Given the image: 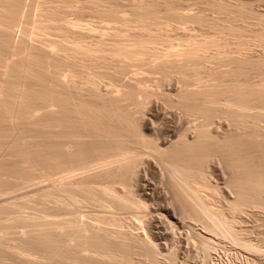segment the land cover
I'll return each instance as SVG.
<instances>
[{
	"label": "bare ground",
	"instance_id": "bare-ground-1",
	"mask_svg": "<svg viewBox=\"0 0 264 264\" xmlns=\"http://www.w3.org/2000/svg\"><path fill=\"white\" fill-rule=\"evenodd\" d=\"M22 8L23 0H0V196L40 178L52 181L56 177L57 182L53 179L55 185L38 189L27 200L0 203V264H34L36 253L46 258L47 264H132L133 254L138 252L133 248L153 258L157 247L153 242L120 236L119 230L110 228L116 222L111 217L96 214L64 218L70 207L85 203L120 209L141 204L134 196V187L146 194L147 189L136 177L144 155L163 167L172 182L175 200L187 212L186 218L189 213L192 221L207 231L222 237L230 235L235 244H241L233 228L234 217L227 213L241 212L248 206L264 207V131L249 126L250 121L259 123L258 115L264 116V88L239 79L253 68V62L230 58L232 79L227 82L221 73L206 82L187 73L188 67L198 64L195 48L178 50L172 58L156 63L157 70L162 67L169 73L171 69L181 82L175 93L166 95L171 98L170 103L203 117H211L218 109V116L224 115L233 125V130L219 134L210 130V118L202 119L191 127V137L183 132L173 142L157 144L145 132L142 116H132L121 103L136 89H142L141 83L123 84L113 94L91 86L82 93L77 84L64 82L60 71L65 62L57 54L63 52L72 65L77 53L91 55L94 50H103L101 44L95 49L78 44L66 46L53 40L33 44L26 30L19 41L14 40V23L19 21ZM156 13L153 3H144L135 9L134 17L149 24ZM100 14L112 21L119 17L112 11ZM43 15L57 21L56 25L64 19L49 8L43 10ZM63 22L59 31L63 29L65 34H72L83 25ZM36 27L40 31L46 28L40 24ZM108 52L123 58L130 54L120 46H113ZM177 57H182V64ZM192 81L198 83L194 89L189 88ZM208 159H217L230 171L226 187L234 196L227 204L217 205L204 192L209 179L203 165ZM79 169L88 172L83 174L85 171L80 170L81 177L65 178ZM25 205L34 212H23ZM138 220L141 224V218ZM10 240L14 245H10ZM135 243L147 248L141 249L144 247ZM8 248L13 251L9 253ZM176 252L174 248L173 253Z\"/></svg>",
	"mask_w": 264,
	"mask_h": 264
},
{
	"label": "rangeland",
	"instance_id": "rangeland-1",
	"mask_svg": "<svg viewBox=\"0 0 264 264\" xmlns=\"http://www.w3.org/2000/svg\"><path fill=\"white\" fill-rule=\"evenodd\" d=\"M144 3H153L157 12V17L149 21V24L134 17L135 9ZM45 8L60 13L64 19L58 21L57 25V21L47 20L43 15ZM102 11L115 12L119 17L112 21L107 16L103 15V17L100 14ZM18 20L14 23L13 29L15 30L13 31L14 40L18 39L17 41L23 37V33L28 32V39L33 44L53 40L66 46L78 44L82 48L93 49L101 44L103 50H94L91 55L77 53L74 56L75 64L72 65L64 53L59 52L57 56L65 62L60 71L62 79L66 83L71 84L72 81L73 84H77L82 93L92 87L99 92H115L116 94L123 84L136 83L134 81L141 83L142 91L136 89L133 96L127 101L121 100V103L124 102V107L129 110V113L131 112L132 116H142L145 122L144 129L146 127L145 132L157 144L173 142L183 132L191 137L193 135L191 127L202 119L210 118V130L216 133L233 130L229 119L227 120L222 114L218 116V109L217 115L214 110L213 116L203 117L184 112L182 108L175 106L172 100L170 103L171 98L166 95L175 93L181 82L177 80L179 77L171 69L169 73H165L162 67L157 70L156 63L164 61L166 57L172 58L176 51L186 47L197 49L198 64L193 68L188 67L186 71L192 77H201L205 82L212 80L211 78L218 73H221L224 81H230L232 79L230 70L233 66L229 59L248 58L253 62V68L239 79L255 86L262 85L264 88V0H23L22 13ZM63 21L78 22L79 26L83 24L82 27H85H76L79 30L74 27L76 31L72 33L73 35L65 34L61 32L63 29L59 31V28H63L61 26ZM38 24L45 25V30L40 31L36 27ZM113 46L128 50L129 56L126 58L111 56L108 49ZM177 58L182 64V57ZM189 84V88L193 89L198 86L195 81ZM145 90L150 92L146 93ZM163 91L164 93L167 91L164 96L161 95L164 94ZM140 100H143L142 104ZM121 103L118 105L122 106ZM257 118L260 120L259 125L250 121L252 123H249V126L257 127L260 132H263L264 116L258 115ZM141 157L136 177L138 176V180L147 189L146 194L149 193L147 196L143 195L138 187L137 189L134 187V196L141 204L137 203L131 209L129 207L120 209L85 203L70 207L71 210H67L70 213L64 218L76 215L83 216L82 218L96 214L105 215L116 220L117 223L110 225V228L119 230L120 236L139 237L150 240L157 246L153 258L142 255L138 248H133L140 252L133 254L132 264H264V207L248 206L241 212L227 213L230 217H234L233 228L241 241V244H235L230 235L222 237L215 232L207 231L195 220L192 221L193 218L189 213L186 218L187 212L180 208L175 200L172 182L167 174L165 175L163 167L153 161L152 157V159L149 158L150 156ZM218 166L221 164L219 165L217 159L205 161L203 168L208 173L209 181L203 188L207 191L204 192L210 197L209 199H212L211 201L218 203L217 205H224L234 195L230 194L227 190L229 188L226 187L230 177L229 169ZM80 170L83 169L73 171L65 178L73 180L75 177H81L80 173L83 172ZM223 170L225 171L221 172ZM83 171H85L83 174L88 172ZM48 179L40 178L32 183L21 185L16 189L17 191L0 196V203L27 200L38 189L57 182L56 177H52V181ZM21 209L26 213L34 212L30 205H25ZM140 218L141 224L138 220ZM143 219L148 221L144 223ZM10 241H8L10 245H14L15 242ZM135 245L144 247L141 248L144 250L147 248L143 246L144 244L135 243ZM174 248L177 249L175 254ZM7 250L9 253L13 251L12 248ZM38 255L40 256L39 253L33 255L34 259L38 258L34 264L39 262L47 264L46 258ZM6 261L10 263V260ZM110 264L114 263L110 262Z\"/></svg>",
	"mask_w": 264,
	"mask_h": 264
}]
</instances>
